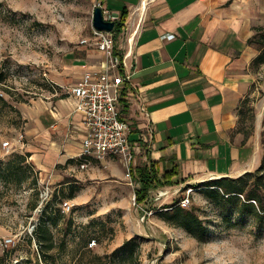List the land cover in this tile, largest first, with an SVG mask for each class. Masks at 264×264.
Listing matches in <instances>:
<instances>
[{"label":"rangeland","instance_id":"obj_1","mask_svg":"<svg viewBox=\"0 0 264 264\" xmlns=\"http://www.w3.org/2000/svg\"><path fill=\"white\" fill-rule=\"evenodd\" d=\"M100 1L0 0L3 167L16 161V154L26 153L21 148L25 139L22 108L65 90L56 82L73 74L75 58L82 52L80 40L91 34L92 13ZM261 34L264 30L258 40ZM256 71L257 88L242 102L239 127L252 131L261 124L264 141V64ZM262 162L248 171L247 185L264 182ZM20 164L17 176L0 175V264H45L44 255L52 256L54 264H264V211L255 201L244 205L242 194L216 200L207 197L203 187L191 184L197 189L186 208L195 207L203 219L206 236L200 240L159 214L168 209L166 205L179 201L186 184L170 187L159 199H153V192L152 200L144 205L151 210L145 214L134 203L136 183L128 182L124 168L121 179L113 175L102 178L90 173L91 168L77 165L58 180L41 181L28 158ZM58 169L62 172L64 167ZM63 200L71 202L69 212L62 211ZM43 209L46 218H57V222L48 220L51 236L41 245L34 230ZM8 237L14 243L3 244ZM50 240L52 247L47 246ZM128 240L137 246L126 257L122 246Z\"/></svg>","mask_w":264,"mask_h":264},{"label":"crops","instance_id":"obj_2","mask_svg":"<svg viewBox=\"0 0 264 264\" xmlns=\"http://www.w3.org/2000/svg\"><path fill=\"white\" fill-rule=\"evenodd\" d=\"M100 2L115 21L127 8L116 47L129 75L120 102L131 126L136 164L150 158L160 170L174 168V178L185 180L179 185L237 177L258 166L263 128L246 131L239 124L242 102L257 88L253 61L264 30V0ZM86 45L79 46L73 74L56 82L65 89L60 95L56 90L22 108L21 148L30 153L41 181L58 180L82 163V114L66 87L81 77L83 64H104L103 55ZM88 167L102 178H123L117 157L90 158L83 168Z\"/></svg>","mask_w":264,"mask_h":264},{"label":"built area","instance_id":"obj_3","mask_svg":"<svg viewBox=\"0 0 264 264\" xmlns=\"http://www.w3.org/2000/svg\"><path fill=\"white\" fill-rule=\"evenodd\" d=\"M102 9L105 19H112L110 12L101 2L95 7ZM172 37V35H170ZM98 50L104 58L100 67L83 64L81 77L73 84L66 87L67 92L75 99V110L82 114L84 137L82 150L79 154L84 167L90 158L103 160L107 157H117L122 164L125 177L131 185L132 167L136 164L135 144L130 140L131 126L123 115L121 94L129 75L124 71L126 65L124 57L115 52L116 40L112 32L92 28L91 34L80 40ZM22 135L20 136V140ZM9 141L4 142L5 147H10ZM183 196L177 202L181 207H188L191 193L196 190L191 185H186ZM168 190H157L153 199H159L167 194ZM134 203L135 194L133 196ZM152 200V198H151ZM63 212H69L72 204L69 200L61 202ZM151 209H144L145 214ZM35 227V225H33ZM93 241L92 243H94ZM14 243L12 237L4 239L3 244Z\"/></svg>","mask_w":264,"mask_h":264},{"label":"trees","instance_id":"obj_4","mask_svg":"<svg viewBox=\"0 0 264 264\" xmlns=\"http://www.w3.org/2000/svg\"><path fill=\"white\" fill-rule=\"evenodd\" d=\"M127 15V8L124 7L121 11L120 18L116 21L115 28L113 30L115 40L121 32V29L126 21ZM261 35L262 36L260 37L259 41L260 52L253 61V66L255 68H259L261 65L264 64V34ZM116 45L117 44H115V52L120 57H122L117 52ZM1 79L2 78L0 75V80ZM242 112L243 110L240 109V113ZM130 140L133 141V139L131 138ZM262 143L264 145V141H262ZM29 155V152H26L24 154H16V161L14 160L8 162L5 167H3V165L0 163V175H3V177L5 178L17 176V174L19 173L18 170L22 169L20 163L25 161L29 157ZM262 161L263 162L260 167L263 166L264 158L262 159ZM131 174L133 181L136 183L134 187L135 200L136 203L140 205L141 210L143 211L145 209L144 205H146L151 200L150 196L152 193V189H157L167 185H179V183H183L185 181L177 180L174 178V176L176 175V171L174 168H172L170 171L160 170L158 164L151 161L150 158H147L146 162L135 164L132 167ZM249 175L250 173L246 172L236 178L220 177L205 182H200L195 185L198 186V189H201V187H203L205 195L209 198L216 200L222 197H227V199H229L228 197L230 196L242 194L245 200L244 205H247V203H253V201H255L258 204L259 210L262 212L264 211V182H254L253 185L248 183L247 185L245 176ZM246 186L249 187L246 188ZM165 207L168 209L160 210L159 212L160 217L162 219L166 220L170 224H177L179 226H182L188 233L200 240L205 238L206 227L204 225L203 219L199 216L195 207L184 208L178 205L177 202L172 203L170 205H166ZM45 213L46 210L43 209L41 211L42 219H40V222L36 225V228L34 230V234L37 235L38 241L41 245L45 243V240L48 241L51 236L50 228L46 224L48 220L51 221L52 224H56L57 222V218H46ZM47 246L52 247L53 242L50 240ZM136 246L137 243L131 242L130 240L126 241L123 244L122 247L125 248L126 257H129L134 254V249ZM43 259L45 260V264H54V260L50 255H44ZM36 264L41 263L37 262Z\"/></svg>","mask_w":264,"mask_h":264},{"label":"water","instance_id":"obj_5","mask_svg":"<svg viewBox=\"0 0 264 264\" xmlns=\"http://www.w3.org/2000/svg\"><path fill=\"white\" fill-rule=\"evenodd\" d=\"M116 21L113 19H105L102 9L95 7L92 13V26L97 30L112 32L115 28Z\"/></svg>","mask_w":264,"mask_h":264},{"label":"bare ground","instance_id":"obj_6","mask_svg":"<svg viewBox=\"0 0 264 264\" xmlns=\"http://www.w3.org/2000/svg\"><path fill=\"white\" fill-rule=\"evenodd\" d=\"M190 185V184H189ZM190 187H193V186H190ZM194 188V187H193Z\"/></svg>","mask_w":264,"mask_h":264}]
</instances>
